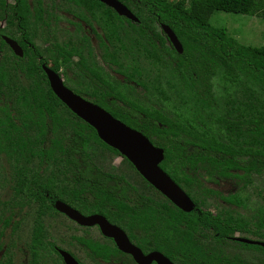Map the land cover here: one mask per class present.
<instances>
[{
  "label": "trees",
  "instance_id": "16d2710c",
  "mask_svg": "<svg viewBox=\"0 0 264 264\" xmlns=\"http://www.w3.org/2000/svg\"><path fill=\"white\" fill-rule=\"evenodd\" d=\"M119 1L139 19L129 27L136 32L138 45L152 46L147 50V61L157 71L154 87L162 95L153 100L157 107L133 105L138 113L121 121L163 149L160 167L189 194L193 210L184 212L176 207L125 157L122 159L154 194L146 195L143 192L147 189H140L125 175L103 169L99 165L103 151L120 156L119 152L101 141L95 130L55 95L47 98L40 95L36 85L19 80L27 72L23 58L13 55L1 38L14 37L6 26L0 28V93L7 92L11 102L4 114L9 126V156L36 157L41 163L56 157L58 172L70 181L68 188L59 189H70L73 198L120 223L143 247L153 237L152 247L160 249L161 239L169 237L168 253H201L194 239L200 222L217 223V244L210 245L212 252H227L223 243L229 228L264 241L262 211L249 221L230 209L216 214L201 209L209 197L244 206L242 191L254 175L264 173V46L244 45L225 28L210 24L214 11L264 19V0ZM38 3L43 5L41 0ZM28 8L29 0H16L8 11L5 0H0V21L4 19L21 31ZM38 12L43 30L48 15L43 9ZM159 23L175 33L183 48L181 53L171 45L166 47ZM10 56L11 74L6 76L3 62ZM35 69V65L28 68L29 72ZM0 134L3 140L7 130L2 127ZM223 184L232 186L233 192L223 195L219 189ZM119 213L126 218L117 219ZM235 244L258 250L262 257L256 264H264V247ZM217 245L218 249L212 250ZM227 258H219L217 264H247L238 252Z\"/></svg>",
  "mask_w": 264,
  "mask_h": 264
},
{
  "label": "flooded vegetation",
  "instance_id": "af4514ba",
  "mask_svg": "<svg viewBox=\"0 0 264 264\" xmlns=\"http://www.w3.org/2000/svg\"><path fill=\"white\" fill-rule=\"evenodd\" d=\"M39 1L29 0L26 19L20 25L21 31L13 25L10 27L6 20H1L5 22L4 27L7 26L14 36L1 35V38L6 36L15 40L22 50V56L15 54L3 39L13 55L23 58L27 75L21 76L19 80L36 85L40 95L47 98L51 94L55 95L43 70L45 65L54 71L73 93L92 103L100 102L101 105L94 104L112 116H117L116 119L120 121L122 117H134L138 113L133 105L157 107L153 100L162 97L154 87L157 71L147 61V50L152 46L146 43L138 45L136 32L129 28L131 24L139 22L135 15L137 20H131L99 0H41L43 5H39ZM5 2L10 11L16 0ZM41 9L48 15V23L43 30L37 20L38 11ZM162 24L164 23H159L158 26L166 36L164 44L166 47L173 46L162 30ZM34 25L40 33L48 36L44 49L34 42L38 35L32 29ZM16 34L18 36L15 37ZM12 59L13 57L3 62L6 76L11 74ZM34 65L35 72H29V66L33 68ZM10 103L9 94L0 93V108H5L0 109V131L2 127L7 130L3 140L0 134V160L3 161V166L0 167V264H14L16 259H19V264H66L62 251L68 253L78 264H137L130 254L118 249L114 238L105 235L98 224L82 225L60 212L56 208L58 201L66 203L83 216H103L111 225L120 228L143 254L156 251L170 258L173 264H217L219 258L228 259L227 257L235 254V251L231 250L232 246L242 243L235 238L245 237L244 233L232 232L229 228L225 231L226 239L223 243V249L227 252H212L210 245L217 244L215 238L218 233L217 223L209 222L198 223L199 229L195 232L194 239L197 247L202 249L201 253H191L188 256L172 251L170 254L166 251L170 248L169 237L161 239L160 249L152 247L153 237L150 240L152 244L149 242L144 247L139 245L120 223L96 211L95 207L86 202L73 198L70 189H59L55 174L56 157L51 162L47 158L42 159L41 163V159L36 157L24 159L9 156V126L4 114L9 110ZM1 121L4 124H1ZM119 157L123 158L121 155ZM146 191L143 192L146 195L155 192ZM201 209L205 208L202 206ZM121 213L117 214V219L126 218ZM217 249L218 245L212 248ZM241 257L244 259L242 254ZM150 264L157 263L153 260Z\"/></svg>",
  "mask_w": 264,
  "mask_h": 264
},
{
  "label": "water",
  "instance_id": "95a60500",
  "mask_svg": "<svg viewBox=\"0 0 264 264\" xmlns=\"http://www.w3.org/2000/svg\"><path fill=\"white\" fill-rule=\"evenodd\" d=\"M99 1L112 7L118 14L124 15L131 20H137L120 1ZM161 27L175 50L181 53L183 51L182 45L172 29L164 24ZM3 39L15 54L22 56V50L15 40L6 36H3ZM43 70L56 97L76 116L89 124L96 131L101 141L125 157L143 179L168 198L176 207L185 212L192 210L194 203L190 196L160 167L164 157L162 148L154 146L143 133L116 119L102 107L73 93L49 67L43 65ZM56 208L82 225L98 224L105 235L114 238L118 249L130 254L137 264H150L153 260L157 264H173L159 252L143 254L138 247L128 240L126 234L120 228L111 225L101 215L83 216L62 201L56 203ZM235 239L242 243L264 247V241L246 237H236ZM61 254L66 264H78L68 253L62 251Z\"/></svg>",
  "mask_w": 264,
  "mask_h": 264
},
{
  "label": "rangeland",
  "instance_id": "374dc122",
  "mask_svg": "<svg viewBox=\"0 0 264 264\" xmlns=\"http://www.w3.org/2000/svg\"><path fill=\"white\" fill-rule=\"evenodd\" d=\"M169 1L174 2L175 0ZM210 24L214 27L225 28L230 36L236 38L240 43L244 45L264 46V19L261 17L240 13L214 11L210 17ZM4 26L5 22L0 21V28ZM32 29L38 33L34 42L39 48L44 49L47 46L45 40L48 36L45 33H40V30L37 29L35 25ZM16 36L18 35L16 34L15 37ZM99 160V165L103 169L112 170L116 173L125 175L133 184H135L140 189H147L141 178L121 157L103 151L102 158ZM1 166H3V161L0 160V167ZM111 166H113V168H111ZM55 174L58 179L59 188H68L70 182L68 176L60 174L58 172V168ZM231 188L232 186L230 187L227 184L219 186L220 192L223 195H228L231 191L233 192ZM241 197H243L245 202V206L242 207L227 204L218 197H209L205 199L203 208L208 209L213 213H217L222 209L234 210L239 217H244L249 221H253L259 211H262V213L264 214V173L254 175L251 178V182L242 191ZM243 235H245V237L247 238H255L250 234ZM231 250L242 254L244 256V260L250 264H256L262 257V254L258 250L243 248L236 244L232 246ZM14 264H19V259H16ZM86 264L94 263L86 262Z\"/></svg>",
  "mask_w": 264,
  "mask_h": 264
},
{
  "label": "bare ground",
  "instance_id": "6f19581e",
  "mask_svg": "<svg viewBox=\"0 0 264 264\" xmlns=\"http://www.w3.org/2000/svg\"><path fill=\"white\" fill-rule=\"evenodd\" d=\"M52 22V21H51ZM44 23V22H43ZM115 56V55H114ZM95 70V69H94ZM70 77V76H69ZM113 93V92H112ZM89 150V149H88ZM58 155V154H57ZM85 190V189H84ZM154 199V198H153ZM5 204V203H4ZM32 215V214H31ZM187 216V215H186ZM22 221V220H21ZM26 228V227H25ZM31 229V228H30ZM262 240V239H261ZM185 247V246H184ZM180 248V247H179ZM170 259V258H169ZM176 262V261H175Z\"/></svg>",
  "mask_w": 264,
  "mask_h": 264
}]
</instances>
